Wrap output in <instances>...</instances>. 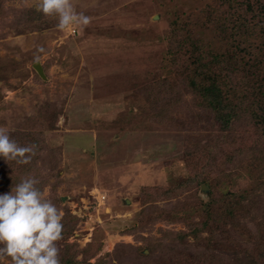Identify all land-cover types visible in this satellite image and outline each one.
<instances>
[{
    "label": "rangeland",
    "instance_id": "374dc122",
    "mask_svg": "<svg viewBox=\"0 0 264 264\" xmlns=\"http://www.w3.org/2000/svg\"><path fill=\"white\" fill-rule=\"evenodd\" d=\"M70 2L88 25L0 0V127L36 146L0 159V192L38 180L62 213L60 264H264V124L222 130L169 57L178 32L221 79L264 84V0Z\"/></svg>",
    "mask_w": 264,
    "mask_h": 264
},
{
    "label": "clouds",
    "instance_id": "9594fccd",
    "mask_svg": "<svg viewBox=\"0 0 264 264\" xmlns=\"http://www.w3.org/2000/svg\"><path fill=\"white\" fill-rule=\"evenodd\" d=\"M35 9L55 16L59 30L90 22L89 16L75 11L70 0H36ZM9 131L0 127V159L28 162L36 146L18 145ZM37 184L34 177L22 178L0 192V262L8 258L10 264H60L56 241L62 234V213Z\"/></svg>",
    "mask_w": 264,
    "mask_h": 264
},
{
    "label": "trees",
    "instance_id": "16d2710c",
    "mask_svg": "<svg viewBox=\"0 0 264 264\" xmlns=\"http://www.w3.org/2000/svg\"><path fill=\"white\" fill-rule=\"evenodd\" d=\"M173 37L174 44L171 47L173 52L169 57H172L173 65L179 64L183 70L186 86L194 95V106L213 113L224 131H228V125L240 114H247L250 119L264 124V84L258 81L256 85L253 83L247 89L238 79H234V82H232L233 79H229L231 82L221 79L222 76L217 75L214 68L215 60L219 59V55L213 53L208 44H199L198 41L190 40L188 42L185 38L178 36V32H175L170 38ZM204 46L207 47V50ZM233 59L236 60L235 55ZM223 178H215L211 176V172H208L204 180L211 181L215 187L218 181H222ZM262 181H255L254 184L257 183V185L253 186L252 190L264 187ZM210 201L205 205V211L211 220H214L212 204L215 200L211 199Z\"/></svg>",
    "mask_w": 264,
    "mask_h": 264
},
{
    "label": "water",
    "instance_id": "95a60500",
    "mask_svg": "<svg viewBox=\"0 0 264 264\" xmlns=\"http://www.w3.org/2000/svg\"><path fill=\"white\" fill-rule=\"evenodd\" d=\"M34 68L36 69V71L38 72V74H39L40 76L43 75L42 68H41V66H40V64H39L38 62H36V63L34 64Z\"/></svg>",
    "mask_w": 264,
    "mask_h": 264
}]
</instances>
